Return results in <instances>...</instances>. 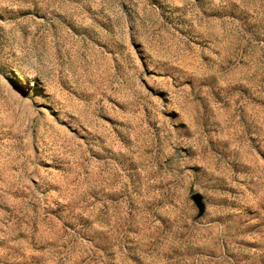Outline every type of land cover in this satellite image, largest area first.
<instances>
[{"label":"rangeland","instance_id":"1","mask_svg":"<svg viewBox=\"0 0 264 264\" xmlns=\"http://www.w3.org/2000/svg\"><path fill=\"white\" fill-rule=\"evenodd\" d=\"M0 264H264V0H0Z\"/></svg>","mask_w":264,"mask_h":264},{"label":"water","instance_id":"2","mask_svg":"<svg viewBox=\"0 0 264 264\" xmlns=\"http://www.w3.org/2000/svg\"><path fill=\"white\" fill-rule=\"evenodd\" d=\"M192 199L195 202V204L200 208V210L203 212L205 209V204L203 203L202 197L200 195H194Z\"/></svg>","mask_w":264,"mask_h":264}]
</instances>
